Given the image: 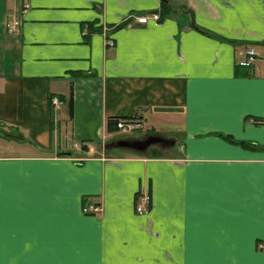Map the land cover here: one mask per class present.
<instances>
[{"label":"crops","instance_id":"crops-1","mask_svg":"<svg viewBox=\"0 0 264 264\" xmlns=\"http://www.w3.org/2000/svg\"><path fill=\"white\" fill-rule=\"evenodd\" d=\"M0 264H264V0H0Z\"/></svg>","mask_w":264,"mask_h":264},{"label":"built area","instance_id":"built-area-1","mask_svg":"<svg viewBox=\"0 0 264 264\" xmlns=\"http://www.w3.org/2000/svg\"><path fill=\"white\" fill-rule=\"evenodd\" d=\"M157 13H151L150 15L142 14V16H138L135 18L139 23H145L149 18L158 19ZM16 23V22H15ZM8 25L9 31H12V27ZM240 54L243 55V58L239 61L241 65L250 66L255 59L256 51L252 48L246 49ZM51 104L53 105L54 111H57L60 105L62 104V100L58 97L53 95L50 99ZM117 126L119 127L120 131H133L139 129L142 125V122L139 118H129V119H118ZM76 143L73 144V146ZM151 205V196L150 193L146 190L138 192L137 199L135 201V212L137 214H145L149 211ZM103 210V205L99 202L97 203H88L82 206V211L84 213L90 214H99Z\"/></svg>","mask_w":264,"mask_h":264},{"label":"water","instance_id":"water-1","mask_svg":"<svg viewBox=\"0 0 264 264\" xmlns=\"http://www.w3.org/2000/svg\"><path fill=\"white\" fill-rule=\"evenodd\" d=\"M154 143H158L161 147L165 148L172 145L174 143V140L164 138L157 134H151L143 139H118L115 141H111L105 145V148L123 147V148L144 152Z\"/></svg>","mask_w":264,"mask_h":264},{"label":"trees","instance_id":"trees-1","mask_svg":"<svg viewBox=\"0 0 264 264\" xmlns=\"http://www.w3.org/2000/svg\"><path fill=\"white\" fill-rule=\"evenodd\" d=\"M168 13H169L168 6L166 4L162 3L161 7H160V17L158 19L161 20V18H163L162 16L168 15ZM124 24H126V23L122 22V23L116 25L115 27L117 28V27L123 26ZM87 33H90V30H88V27H85V34H87ZM129 118H137V116H134V115H118V116L111 117L109 119V123H110L111 129H113V131L121 132L119 127L117 126V123H118L117 120L118 119H129ZM224 137L230 138L227 135H225ZM87 142H89V141H87ZM81 143H82L81 148L87 150L86 142L85 141H81ZM134 152L136 154L143 155V156H146V155H148V156H161L162 155V152L160 151V149L151 150V152H149V153L147 152V150L145 152H136V151H134ZM137 195H138V193L136 194V199H137Z\"/></svg>","mask_w":264,"mask_h":264},{"label":"rangeland","instance_id":"rangeland-1","mask_svg":"<svg viewBox=\"0 0 264 264\" xmlns=\"http://www.w3.org/2000/svg\"><path fill=\"white\" fill-rule=\"evenodd\" d=\"M187 10V9H186ZM186 12H188V10L186 11ZM151 13H157L159 16H158V18L160 17V13H158L157 11H155V12H151ZM151 13H148L147 15H150ZM138 16H142V14L140 15H137V16H135V18H137ZM150 19V18H149ZM152 19V18H151ZM153 20H155V21H160V19H153ZM6 25V24H5ZM141 133V131H139V130H137L136 129V131L135 130H133V131H123V132H121V135L120 136H122V137H119V139H131V138H133L134 136H138V135H141L140 134ZM156 134V133H155ZM168 134H171L170 132H165V136H167L168 137V139H171V135H168ZM148 135H151V134H148ZM148 135H146V136H148ZM158 135V134H157ZM146 136H144V137H142V138H140V139H143V138H145ZM159 136H161V135H159ZM123 137H128V138H123ZM131 137V138H130ZM162 137H164V136H162ZM167 137H164V138H167ZM133 139H136V138H133ZM173 139V138H172ZM115 140H118V139H115ZM115 140H113V141H115ZM174 140V139H173ZM111 142V141H110ZM74 147L75 148H78L79 149V146L78 145H74ZM109 148H112V147H109ZM109 148H107V149H109ZM166 148V147H165ZM158 149H160V150H162L163 149V147H161L158 143H154V144H152L149 148H147V152L149 153V152H151V150H158ZM101 150V149H100ZM121 150H123V149H121V148H113L112 149V152H117V151H121ZM172 150V149H171ZM124 151H126V150H124ZM134 151H136V150H134ZM136 152H140V151H136ZM145 152V151H144ZM163 152H165V151H163ZM135 207V206H134ZM135 209V208H134ZM141 215V214H140Z\"/></svg>","mask_w":264,"mask_h":264}]
</instances>
